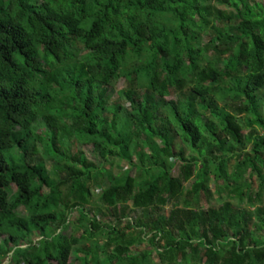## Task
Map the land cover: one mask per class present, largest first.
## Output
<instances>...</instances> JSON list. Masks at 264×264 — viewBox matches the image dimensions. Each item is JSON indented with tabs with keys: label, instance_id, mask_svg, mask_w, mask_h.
Masks as SVG:
<instances>
[{
	"label": "trees",
	"instance_id": "trees-1",
	"mask_svg": "<svg viewBox=\"0 0 264 264\" xmlns=\"http://www.w3.org/2000/svg\"><path fill=\"white\" fill-rule=\"evenodd\" d=\"M263 192L264 0H0L1 256L72 264L83 239L81 264H264Z\"/></svg>",
	"mask_w": 264,
	"mask_h": 264
},
{
	"label": "rangeland",
	"instance_id": "rangeland-1",
	"mask_svg": "<svg viewBox=\"0 0 264 264\" xmlns=\"http://www.w3.org/2000/svg\"><path fill=\"white\" fill-rule=\"evenodd\" d=\"M221 8H223V7H221ZM206 40H207V38L203 37L202 38V43H205ZM126 87H127V83L125 82L124 79H121L120 81L116 82L114 84V86H113L112 92L110 93V100H111L112 103L113 102L114 103L115 102H118L125 109H129V103L128 102H125L124 100H120L121 101L120 102L118 100V97H117V94H116L119 90L125 89ZM142 92L143 91H141V93ZM174 98H175V94H172V95L168 96L166 99L167 100H171V99H174ZM237 120H238L239 123H241V126L243 128L242 129V133L243 134H246L248 132H252L254 134L261 133V130L257 126H253V128H249V129L247 128V129H245V124L242 123V117H240V118L238 117ZM40 133H42V132H40ZM65 143H66V147L68 148V150L70 152L74 153V152L80 150V151L83 152L84 156L89 161L93 162L97 166L102 165L105 169H110V167H109L110 166V162H104L102 160V158L99 156L98 152H96V150L92 147V145H80V144L76 143L74 141V139L68 140ZM180 147H181L180 143L178 141H176V143L174 145V149L177 150ZM251 147L252 146L250 144H248L247 145V151H249L251 149ZM38 150H39V153L42 154L43 151H42V148L40 146H38ZM189 154L190 153L188 152L187 155H189ZM44 162H45V164H46L47 167L51 163L49 158H45L44 159ZM111 162H113V165H112V168L110 169V171L113 174H117L118 172H120L121 169H122L121 167L129 168L128 166L123 165V163H120L118 160H114V161H111ZM172 162H174L175 165H176V167L173 169V174L176 175L177 174V165H178V163L174 159H172ZM246 173L247 174L245 175V181L246 182H250L251 181L250 171H248ZM131 174L132 175H135V171L132 170L131 171ZM255 179H257V177H255ZM190 184H191V181L188 182L185 186L186 187H189ZM212 185L213 184L211 183L210 188L213 191V186ZM15 190L16 189L14 187L13 188V191H15ZM97 194H98L97 191H95V190L92 191L93 197L91 198L90 204L87 207V210L88 211H86V212H88L91 216H96L97 219H99V218H107L106 216H102V214H100L98 212V210L101 211L103 209H102V206H101V203H100V201L98 199ZM263 196H264V192H263ZM263 202H264V199H263ZM221 203H222L221 200L220 199H217L216 200V198L214 196V199H210L209 201H207L204 198H202V200L200 201V206H201V208H209V207H213V206L214 207L215 206H219ZM168 207L169 206H167L165 208L166 211H167ZM89 209H90V211H89ZM252 209H255V208H252ZM165 210L164 211H155V214L156 215H162V214H164V212H166ZM19 213H20V215H23V216L26 215V213L24 212V209L23 208H20ZM132 216L137 217L138 216V213L137 212H134V213H132ZM77 218H78V212L77 211L72 212L71 215H70V221H69V224H71V226L64 228V230L65 229L67 230L65 233L66 234H72V235H74L77 238L80 237L81 235L84 236V237H86V234L83 233L84 226L82 224L81 225L79 224L80 227L79 226H77L78 228L76 227V225H77ZM123 222L125 223V221H123ZM33 238L35 239V242L38 243L39 235L33 236ZM100 239H101V241L104 240L103 238H100ZM84 243H86V240L81 239V242L80 243L75 244V245H72V247H71V253H70V255L72 256V258H71L72 264H81V258L84 256V254H85L84 252L85 251L82 252V251L78 250V248H80V246L82 244H84ZM18 244L19 245H22L23 247L27 245L26 241H24L23 239H21L19 241V243H17V242H11L9 244V247H8L10 249V253L8 254V256L7 257L6 256H1L2 254L0 253V260L5 259V257H6V260L2 264H18L19 263L18 260H17V258H19V257L14 252L18 248ZM148 248H150L149 242L147 240H143L142 243L138 247L134 248V250H132V251H133V253L134 252L135 253H138L140 250L148 249ZM152 253H153L152 254V258H153L154 262L156 264H159V263H157V262H159V260H158V258L156 256V253L154 251ZM98 256H99V259L102 258L103 257V253L100 251L98 253ZM21 264H24V263H21ZM50 264H57V263H56V261H53L52 260L50 262Z\"/></svg>",
	"mask_w": 264,
	"mask_h": 264
}]
</instances>
